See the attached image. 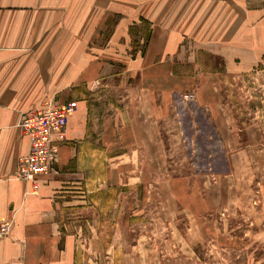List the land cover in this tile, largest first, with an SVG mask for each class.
Masks as SVG:
<instances>
[{"label": "crops", "instance_id": "1", "mask_svg": "<svg viewBox=\"0 0 264 264\" xmlns=\"http://www.w3.org/2000/svg\"><path fill=\"white\" fill-rule=\"evenodd\" d=\"M205 55L264 71V0H0V221H13L0 239V264H74L72 229L88 220L65 216L66 184L93 182L90 148L104 150L106 159L116 150L120 167L127 163L121 156L138 148L157 155L163 142L155 118L161 103L150 95L156 86L170 93L208 86L211 95L200 100L196 92L197 99L216 109L210 76L177 69L204 68ZM131 80L139 98L130 116L117 128L106 121L99 129L90 120L94 89ZM48 100H75L77 107L54 171L26 180L18 172L29 141L19 122ZM98 164L100 182L119 180L108 162Z\"/></svg>", "mask_w": 264, "mask_h": 264}, {"label": "rangeland", "instance_id": "2", "mask_svg": "<svg viewBox=\"0 0 264 264\" xmlns=\"http://www.w3.org/2000/svg\"><path fill=\"white\" fill-rule=\"evenodd\" d=\"M202 59L204 68L177 69L210 76L216 109L197 99L196 92L200 100L211 95L208 86L173 93L156 86L150 95L161 103L155 118L163 149L155 155L138 148L121 156L127 163L120 167L116 150L106 159L104 150L90 148L93 182L66 184L65 216L88 220L72 229L74 264H264V71ZM97 86L90 120L117 128L139 98L137 84ZM100 161L118 181L98 180Z\"/></svg>", "mask_w": 264, "mask_h": 264}, {"label": "built area", "instance_id": "3", "mask_svg": "<svg viewBox=\"0 0 264 264\" xmlns=\"http://www.w3.org/2000/svg\"><path fill=\"white\" fill-rule=\"evenodd\" d=\"M191 97V94H190ZM77 102L46 101L38 109L24 112L19 127L29 141L28 152L20 160L18 176L32 180L36 175L54 171L59 144L65 139L68 116L76 109ZM13 221H0V239L8 236Z\"/></svg>", "mask_w": 264, "mask_h": 264}]
</instances>
